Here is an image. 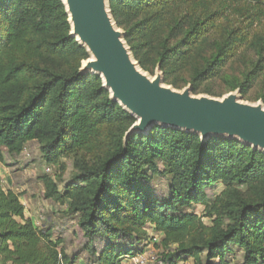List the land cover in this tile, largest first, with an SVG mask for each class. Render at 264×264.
I'll list each match as a JSON object with an SVG mask.
<instances>
[{
    "label": "trees",
    "instance_id": "trees-1",
    "mask_svg": "<svg viewBox=\"0 0 264 264\" xmlns=\"http://www.w3.org/2000/svg\"><path fill=\"white\" fill-rule=\"evenodd\" d=\"M145 71L194 93L216 78L247 92L264 73V0H109ZM240 78L226 74L239 53ZM86 50L70 36L61 0H0V165L36 142L41 161L70 158L64 183L42 176L44 197L77 218L95 264H121L148 244L165 264H264V153L234 138L154 125L124 135L134 117L101 78L80 72ZM166 180L158 195L153 180ZM222 190L212 197L207 189ZM202 205L201 212L195 207ZM149 230L158 234L152 242ZM98 240L100 247L94 248ZM53 230L25 216L20 195L2 185L0 264H80Z\"/></svg>",
    "mask_w": 264,
    "mask_h": 264
},
{
    "label": "water",
    "instance_id": "water-1",
    "mask_svg": "<svg viewBox=\"0 0 264 264\" xmlns=\"http://www.w3.org/2000/svg\"><path fill=\"white\" fill-rule=\"evenodd\" d=\"M61 1L70 36L88 53L80 72L99 76L109 97L135 119L124 140L160 125L196 134L202 141L234 138L264 153L262 106L243 103L234 94L220 99L193 96L190 88L180 91L165 84L160 71L148 77L127 45L124 31L114 22L109 0Z\"/></svg>",
    "mask_w": 264,
    "mask_h": 264
},
{
    "label": "rangeland",
    "instance_id": "rangeland-1",
    "mask_svg": "<svg viewBox=\"0 0 264 264\" xmlns=\"http://www.w3.org/2000/svg\"><path fill=\"white\" fill-rule=\"evenodd\" d=\"M252 54L239 53L233 62L225 68V72L230 76V79L238 80L240 78V72L244 67V59L250 60ZM159 67V68H158ZM154 67L153 72L144 71V73L154 78L155 74L162 72L160 66ZM160 71V72H159ZM163 74V72H162ZM164 78V74H163ZM166 84V83H165ZM175 88V87H174ZM191 89L193 96H208L213 98H222L227 94H234L237 98L247 104L260 105L264 108V73L253 83L252 87L245 93H242L240 88L228 90L229 85L222 79L216 78L211 82H208L202 86V92L194 93L192 84L188 83L182 88H176V90ZM5 154V164L0 165V173L2 176V185L5 188H11L14 192L20 195V200L25 207V216L34 219V224L48 228L49 226L53 230L54 237H60L63 240V247L68 254L76 253L77 260L80 264H95L91 261V256L88 251L83 249L85 247V238L77 224V218L67 214L66 205L56 202L52 199H46L44 197V186L42 183V176L46 175L58 182L59 190L63 191L64 183L68 181L72 174L73 168L70 158H61L65 166V170L62 171L59 165H48L41 161V155L39 147L36 142H29L25 149L19 155ZM47 166L51 167L50 172H46ZM155 191L158 195H163L166 191V180L161 177H156L153 180ZM222 190V185L217 184L212 188L207 189L209 197L218 194ZM202 205H197L195 210L201 212ZM149 234L152 235V231L149 230ZM158 237V234H156ZM100 243L98 240L94 242V248L99 249ZM146 252L144 258L149 260L151 256L156 260H149L147 264L158 263L159 261V249L156 245L148 244L146 246ZM241 259V254L236 253L230 256L231 264H238ZM179 262L178 264H182ZM189 263V262H188ZM121 264H141L136 263L131 258L123 259ZM165 264V263H159Z\"/></svg>",
    "mask_w": 264,
    "mask_h": 264
},
{
    "label": "built area",
    "instance_id": "built-area-1",
    "mask_svg": "<svg viewBox=\"0 0 264 264\" xmlns=\"http://www.w3.org/2000/svg\"><path fill=\"white\" fill-rule=\"evenodd\" d=\"M46 170V172H50L51 171V167L50 166H47V168L45 169ZM151 237H153L152 238V242L154 243L155 241H157V236H156V234L154 233V232H152V235H151ZM147 246V245H146ZM146 246L144 247V250L141 252V253H139V254H137V255H135V256H133V257H130L132 260H134L136 263H141V264H147L148 262H149V260L151 259V260H156V258L154 257L153 258V256H151L150 257V259L149 260H146L145 258H144V256H145V254H142V253H145L146 251ZM160 261V260H159ZM159 263H162V261H160V262H158V263H154V264H159ZM182 264H189L188 262H186V263H182Z\"/></svg>",
    "mask_w": 264,
    "mask_h": 264
},
{
    "label": "crops",
    "instance_id": "crops-1",
    "mask_svg": "<svg viewBox=\"0 0 264 264\" xmlns=\"http://www.w3.org/2000/svg\"><path fill=\"white\" fill-rule=\"evenodd\" d=\"M26 215V214H25ZM33 221H34V219L33 218H31Z\"/></svg>",
    "mask_w": 264,
    "mask_h": 264
}]
</instances>
